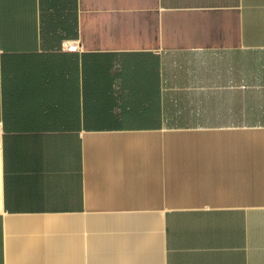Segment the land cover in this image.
Wrapping results in <instances>:
<instances>
[{
  "label": "crops",
  "instance_id": "crops-1",
  "mask_svg": "<svg viewBox=\"0 0 264 264\" xmlns=\"http://www.w3.org/2000/svg\"><path fill=\"white\" fill-rule=\"evenodd\" d=\"M0 127V264H264V0H0Z\"/></svg>",
  "mask_w": 264,
  "mask_h": 264
},
{
  "label": "built area",
  "instance_id": "built-area-1",
  "mask_svg": "<svg viewBox=\"0 0 264 264\" xmlns=\"http://www.w3.org/2000/svg\"><path fill=\"white\" fill-rule=\"evenodd\" d=\"M64 48L67 49L69 52L73 51V52H77L80 51V43L77 40H68L66 42H64ZM0 132H2V128L0 127Z\"/></svg>",
  "mask_w": 264,
  "mask_h": 264
}]
</instances>
